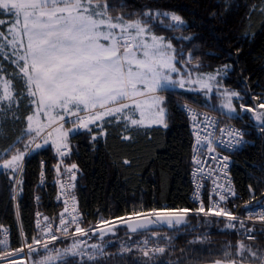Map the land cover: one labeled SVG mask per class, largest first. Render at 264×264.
I'll use <instances>...</instances> for the list:
<instances>
[{"label":"snow or ice","instance_id":"snow-or-ice-1","mask_svg":"<svg viewBox=\"0 0 264 264\" xmlns=\"http://www.w3.org/2000/svg\"><path fill=\"white\" fill-rule=\"evenodd\" d=\"M119 6L124 7L123 4ZM255 10L253 5L250 12ZM259 11L264 14V6ZM0 15L7 17L0 18V29H3L0 30V58L14 66L13 73L0 67V114L6 111L5 105L10 111L13 105L19 107L25 98L32 108V112L24 117L26 126L21 136L0 152V168L10 173L13 180L18 173L21 174L17 187L22 184L26 157L50 145L62 162L70 155L73 133L81 130L91 132L95 126L98 134L103 136L104 122L111 119L124 122L126 127L152 124L167 127L166 109L163 107L165 97L159 93L170 87L198 85L197 90L205 97L216 95L219 104L214 107L230 117L237 112L234 101L243 99L239 92L221 83L228 65L214 73L193 74L186 68L192 62L191 52L187 60L183 59V53L178 59L173 39L191 40V36L169 38L154 31L156 27L166 31L182 29L186 22L175 12L149 9L137 14L135 19H126L123 14H111L108 0H0ZM247 35L244 33L245 37ZM196 66H199V61ZM17 79L21 82L20 89L16 86ZM239 110L251 114V119L264 131V102L254 106L241 103ZM188 111L192 113L193 110ZM11 119L19 117L13 115ZM193 122L194 177L203 171L204 162L196 155L198 149L206 147L207 154L211 156L217 143L228 147L244 143L242 130L225 127L220 128L221 137L217 141L214 129L218 120L207 113L203 114V121L197 123L194 118ZM66 124H71V127ZM209 128L213 131H208ZM224 134H227V142ZM96 138L97 135L93 134L92 139ZM124 139L130 137L125 136ZM21 141L23 147H16ZM6 155L8 158L3 159ZM223 161L226 164L228 157H223ZM54 168L59 174L60 163ZM77 170L73 163L64 169V174L74 182ZM44 174L42 161L41 180ZM55 183L67 193L68 185L59 179ZM213 183L215 187L207 208L201 201L194 210L168 207L146 211L133 209L129 216L118 217L115 221L101 217L94 227L89 228L82 226L78 206L69 211V200L65 199L66 206L60 214L59 225L54 227L47 217L43 223L37 219V233L30 242L22 233L20 247L10 248L5 232L4 238L0 239V264H68L69 260H78V264H95L105 255V244L88 243L85 238L92 235L103 241L107 235L114 234L120 224L125 225L129 233L148 232L150 236L134 245L121 243L117 255L136 251L141 254L138 258L140 264H157V257L172 247V237L151 229L159 226L179 229L185 226L190 211L205 218H226L227 229L235 230L238 223L240 231L249 240H254L255 228L246 225L248 222L264 224V205L257 206L254 200L245 201L243 209L249 214L246 219H241L232 210L220 206L230 195H235L231 185ZM200 187L197 183L194 200H200ZM249 191L254 196L251 186ZM71 199L75 201L74 196ZM261 232L264 233V228ZM62 239L72 242L66 247H56ZM151 239H163L165 243L152 245ZM196 242H202L201 238L189 243ZM233 247L235 252L231 251ZM35 256L40 258L35 259ZM256 262L264 264V250L254 249L238 240L235 245L227 244L223 259L213 260L211 264ZM167 264H182V261L169 260Z\"/></svg>","mask_w":264,"mask_h":264},{"label":"trees","instance_id":"trees-1","mask_svg":"<svg viewBox=\"0 0 264 264\" xmlns=\"http://www.w3.org/2000/svg\"><path fill=\"white\" fill-rule=\"evenodd\" d=\"M113 16L123 14L126 19H135L137 14L146 10L175 12L186 22L179 30L166 31L156 27L157 34L169 38L191 36V40L173 39L178 59H188L191 52L190 67L203 72H214L228 65L222 75L221 83L241 94L243 99L235 100L237 112L231 117L219 109L216 95L206 98L194 88L170 87L163 92L166 109L165 123L141 127H126L124 122L106 120L103 128L105 135L100 136L98 129L78 131L70 137V155L63 158L65 165L76 164L79 168L74 184V194L86 227L94 226L103 217L116 220L129 216L133 209L152 208H189L198 206L189 200L190 183V144L192 133L188 118L181 109L183 101L223 114L227 121L246 125L252 142L232 155L231 175L236 186L235 197L239 202L256 200L264 194V131L255 128V122L247 112L241 113L239 105H250L252 97L264 98V14L259 9L264 0H108ZM123 4L124 7L119 5ZM255 5V11H251ZM0 18H7L0 15ZM6 28V26H4ZM3 30V29H0ZM244 33H248L247 37ZM197 61L199 66L197 67ZM181 67L182 65H177ZM0 67L8 73L14 66L0 58ZM17 89L21 82L16 80ZM28 100L22 99L19 107L0 114V152L20 137L26 122L24 117L31 112ZM19 119H11V116ZM68 125V124H67ZM96 134L97 138L92 139ZM125 136L130 139H124ZM24 139H27L25 136ZM16 147L22 148L23 141ZM15 151V148H13ZM8 155H11L9 153ZM8 156H3V159ZM44 162L45 178L39 183L41 162ZM127 161V163H126ZM57 154L47 145L26 157L22 173V184L17 187L16 203L11 197L14 180L10 173L0 169V224L8 227L11 233V248H17L21 233L28 241L36 235L33 222L35 209L55 218L61 203L54 200L56 190L54 168ZM17 181L21 174H17ZM254 189V196L249 191ZM37 197L39 199H37ZM205 207L206 204L204 202ZM161 234L172 237V247L157 257V264H167L169 260L182 261V264H197L215 259H223L227 244L235 245L242 240L254 249L264 250V239L246 240L235 230L224 227L221 218L202 214H189L185 226L179 229L159 226L152 228ZM117 240L101 241L97 236L86 239L88 243L105 244V255L95 264H140V253L133 251L117 255L121 243L134 245L135 242L150 236V233H134L127 238L123 225L116 227ZM133 234V233H132ZM201 238L202 242L189 243ZM71 240H60L55 246L65 247ZM163 245V239L150 240V244ZM183 251V254L181 250ZM235 252V248L231 249ZM42 254V253H41ZM38 259V256L34 257ZM68 264H78L69 260Z\"/></svg>","mask_w":264,"mask_h":264},{"label":"built area","instance_id":"built-area-1","mask_svg":"<svg viewBox=\"0 0 264 264\" xmlns=\"http://www.w3.org/2000/svg\"><path fill=\"white\" fill-rule=\"evenodd\" d=\"M185 106H187V108ZM181 109L183 110V112L186 114V116L188 118L189 128H190V131L192 133L191 144H190V161H191V164H190V167L188 169V179H189V183H190L189 200L191 201V203L197 205L198 207L200 206L201 201L203 202V204L205 202L206 206L208 207L209 203H210V197H211L212 190L215 187L213 181H216L218 184H224V185L230 184L232 190L234 191V193H236V186L232 181V175H231L232 155L235 152L242 150L246 145H248L252 142L250 136L248 135V133H249L248 129L249 128L246 125H241L237 122L227 121L223 114H217V113H214L212 111L202 109V108L194 106V105H192L186 101H183L181 103ZM188 109H192L193 110L192 113H190L188 111ZM196 113H199L200 115L196 116L195 115ZM204 113H207L210 117H215L218 120V125L214 129L215 138L217 141L221 137L220 128L225 127V128H235V129L242 130L244 133V136H243L244 143L234 145L232 147H228L227 144L220 145L217 143L216 151L214 153H212L211 156H209L207 154V148L206 147L198 149L196 155H197L198 159H201L204 162L203 163V171L201 173H198L194 177L193 174L196 171V165L193 163V155H194L193 146L195 144L194 122L193 121H194V118H195L197 123L203 121V114ZM254 127L258 128V129L261 128L257 123L254 124ZM208 131H213V129L209 128ZM224 139L227 142V140H228L227 134H224ZM213 157H218V159H214ZM223 157H228V161L226 162V164L223 161ZM263 161H264V152H263ZM57 162L60 163L61 168H60V173L59 174L57 173L55 175L54 180L55 181L58 179L62 180L66 185H68L67 193H65L62 189H60V187L55 183L56 190H55V194H54V200L59 201L61 203V207H60L56 217L53 219L51 217H49L48 215H46L42 210H40L38 208L35 209L34 214H33V222H34L36 229H37V223H36L37 219H39L41 221V223H43L45 217L48 218V222L50 224H52L54 227L59 225L60 214L63 212V210L66 206L64 203L65 199L69 200V203L67 205L69 208V211H71L72 207L78 206L77 198L73 192L74 187L71 186L72 184H75V181L74 182L71 181L70 176H67L64 174V169L70 165H65L63 160L61 162L60 157L58 155H57ZM78 170H79V168H78ZM78 170L76 172V177H77ZM40 172H41V170H40ZM209 173H211V175H209ZM44 178H45V175L43 177V180H44ZM43 180H41V176L39 173V183H42ZM197 183L201 185V187L199 189V192L201 193L199 201L194 200V194L197 191V188H196ZM10 194H11V197L14 199V203H16V201H17L16 200L17 179L14 181V184L12 186V190H11ZM72 196L75 197V201H73L71 199ZM215 199H218V197H215ZM254 203L257 206L264 205V194L262 196H260L259 198H257L254 201ZM243 205H244V203L241 204V202H239L238 199H236L235 195L234 196L230 195L229 199L226 202H223L220 206L226 207V208L232 210L234 212V214L237 215L238 217H240L241 219H246L248 217L249 213H248V211L243 209ZM180 209H183V208H180ZM189 210H194V209H189ZM37 213H40L39 217H37ZM190 214H191V211H190ZM78 215L81 216L82 226L85 228H89V227L84 226L82 223V214H81V210H80L79 206H78ZM220 218L223 220L224 227H225V225L227 223L226 218H223V217H220ZM94 226H92V227H94ZM246 226L249 228H253V227L255 228V232L253 233L255 239L250 240V241H255L258 239H264V233L261 232V229L264 228V224H261L260 222H256L255 224H253L252 222H248ZM71 230L74 231V228H72ZM228 230H232V229H228ZM235 231H238L244 239L249 240L246 237V235H244L240 231L238 223H237ZM5 232L7 233L9 245L11 248L10 229L8 227L0 224V239L4 238ZM57 235H62V234L57 233ZM21 238H22V233H21ZM20 245H21V240H20L18 247H20ZM0 250H2V249H0Z\"/></svg>","mask_w":264,"mask_h":264},{"label":"rangeland","instance_id":"rangeland-1","mask_svg":"<svg viewBox=\"0 0 264 264\" xmlns=\"http://www.w3.org/2000/svg\"><path fill=\"white\" fill-rule=\"evenodd\" d=\"M182 67V66H181ZM224 66H222L221 68H223ZM186 68L187 69H191V71H192V73L193 74H195L196 72H199V73H214V72H203V71H200V70H195L194 68H192V67H190L189 65H187L186 66ZM220 69V68H219ZM223 75V74H222ZM186 88H188V89H190V88H194V89H198V85H186L185 86ZM233 90V89H232ZM235 91V90H234ZM204 94V93H203ZM159 95H161V96H163V92H160L159 93ZM205 96V95H204ZM206 98H209V97H206ZM253 99L251 100V103H250V105H247V106H254V105H256V104H258V103H260V102H264V98H262V99H260V100H257V99H254L255 97H252ZM234 106H235V101H234ZM5 107V109H7V105H5L4 106ZM236 107V106H235ZM31 112H32V109H31ZM235 114V113H234ZM250 116H251V114H250ZM254 121V120H253ZM255 122V121H254ZM255 123H257V122H255ZM258 124V123H257ZM155 125H157V124H155ZM66 126L67 127H71V124H66ZM7 159V158H6ZM0 169H2V168H0ZM17 178V177H16ZM16 180V179H15ZM14 180V181H15ZM91 236V235H90ZM90 236H88V237H86L85 239H88V238H90ZM72 242V241H71ZM70 242V243H71ZM69 243V244H70ZM56 247H59V246H56ZM66 247V246H65ZM62 248V247H61ZM41 255H43V253L41 254ZM40 258V256H38V259Z\"/></svg>","mask_w":264,"mask_h":264},{"label":"flooded vegetation","instance_id":"flooded-vegetation-1","mask_svg":"<svg viewBox=\"0 0 264 264\" xmlns=\"http://www.w3.org/2000/svg\"><path fill=\"white\" fill-rule=\"evenodd\" d=\"M124 236H126L127 238H129V237H134V236H137V234H132V233H125V235ZM98 237V236H97ZM120 238V235H116V232L114 233V234H109V235H107L105 238H104V241H108V242H110L111 240H117V239H119ZM98 240H100V237H98Z\"/></svg>","mask_w":264,"mask_h":264},{"label":"water","instance_id":"water-1","mask_svg":"<svg viewBox=\"0 0 264 264\" xmlns=\"http://www.w3.org/2000/svg\"><path fill=\"white\" fill-rule=\"evenodd\" d=\"M120 225H123V224H120ZM123 226H125V225H123ZM126 227V226H125ZM153 228H155V227H153ZM126 229H127V227H126ZM127 231L129 232V230L127 229ZM216 260V259H215ZM197 264H211V261H209V262H202V263H197ZM256 264H258V262H256Z\"/></svg>","mask_w":264,"mask_h":264},{"label":"crops","instance_id":"crops-1","mask_svg":"<svg viewBox=\"0 0 264 264\" xmlns=\"http://www.w3.org/2000/svg\"><path fill=\"white\" fill-rule=\"evenodd\" d=\"M137 118H138V116H137ZM152 125H155V124H152ZM151 126V125H150Z\"/></svg>","mask_w":264,"mask_h":264},{"label":"bare ground","instance_id":"bare-ground-1","mask_svg":"<svg viewBox=\"0 0 264 264\" xmlns=\"http://www.w3.org/2000/svg\"><path fill=\"white\" fill-rule=\"evenodd\" d=\"M39 209V208H38Z\"/></svg>","mask_w":264,"mask_h":264}]
</instances>
